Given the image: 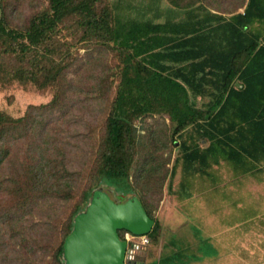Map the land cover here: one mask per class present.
Listing matches in <instances>:
<instances>
[{"label":"trees","instance_id":"trees-1","mask_svg":"<svg viewBox=\"0 0 264 264\" xmlns=\"http://www.w3.org/2000/svg\"><path fill=\"white\" fill-rule=\"evenodd\" d=\"M47 1L27 15L18 9L27 0H2L0 11V84L54 92L22 117L0 111V264H64V241L92 190L104 179L133 187L140 118L163 115L175 125L171 179L180 167L183 188L198 177L214 181L211 171L222 164L237 175L263 171L264 0L216 17L214 27L199 18L155 24L121 14L108 0ZM169 2L184 9L183 0ZM61 29L81 32L78 42L99 52L76 80L70 73L80 58L57 37ZM106 52L116 67L98 61ZM89 100L103 105L104 119L98 139L79 119L86 132L75 127L71 139L94 148L83 164L88 170H73L64 108ZM147 162L145 190L163 169L153 155ZM143 205L157 242L161 226Z\"/></svg>","mask_w":264,"mask_h":264},{"label":"rangeland","instance_id":"rangeland-1","mask_svg":"<svg viewBox=\"0 0 264 264\" xmlns=\"http://www.w3.org/2000/svg\"><path fill=\"white\" fill-rule=\"evenodd\" d=\"M10 3L13 0H9ZM20 3L18 9L27 15L48 7V1L27 0ZM201 0H183L184 8L190 3L198 5ZM215 7L219 3L224 10H238L239 0H204ZM116 11L136 19L164 20L172 5L169 0H108ZM0 0V11H2ZM160 10V12H158ZM176 18H183L184 11H175ZM161 15V16H160ZM172 15V13H171ZM61 29L57 37L72 45L75 54L80 58L70 73L76 80L78 74L86 67L90 58H96V49L84 47L78 42L81 32ZM92 56V57H91ZM112 67L117 60L111 53H103L101 60ZM115 93L117 78H112ZM93 85V84H91ZM54 96L51 89L40 90L35 86L23 87L17 83L2 86L0 84V111L7 112L15 118L25 115L32 105L49 103ZM70 103L64 110L67 112L64 136L72 143L68 145L70 169L88 170L83 167L87 153L94 147L85 145L76 137L71 139L75 127L81 132L86 128L80 118L89 122L94 130V139L100 136L103 121V105L99 101L89 100L85 103ZM69 125V126H68ZM138 131L139 147L133 175L129 183L115 184L102 180L92 190L103 189L113 197L114 192L121 194L134 193L151 211L161 228L158 241L149 237L148 245L128 246L127 262L134 264H264V172L254 175H237L232 167L222 164L211 171L210 177H198L193 180L191 189L181 186L182 171L171 179V170L179 149L172 142L175 125L168 116H146L135 121ZM157 138L160 142L155 141ZM157 142V143H156ZM168 142L164 145L163 143ZM92 143V142H90ZM156 144L160 150L155 152ZM74 145V146H72ZM89 149V150H88ZM154 156L155 165L163 167L151 185L145 190L143 179L147 162ZM166 176V177H165ZM91 195V194H90ZM89 200V199H88ZM88 201L81 211L87 207ZM123 238V237H122ZM129 263V262H128Z\"/></svg>","mask_w":264,"mask_h":264},{"label":"water","instance_id":"water-1","mask_svg":"<svg viewBox=\"0 0 264 264\" xmlns=\"http://www.w3.org/2000/svg\"><path fill=\"white\" fill-rule=\"evenodd\" d=\"M154 225L134 193L114 192L112 197L103 189L95 190L73 219L63 245L64 264H128V243L119 231L146 236Z\"/></svg>","mask_w":264,"mask_h":264},{"label":"crops","instance_id":"crops-1","mask_svg":"<svg viewBox=\"0 0 264 264\" xmlns=\"http://www.w3.org/2000/svg\"><path fill=\"white\" fill-rule=\"evenodd\" d=\"M211 1H217V0H211ZM239 2H240L239 3L240 6H239L238 10H231V11H236L237 13L245 11L247 3H248V0H239ZM214 4L216 6L215 7H211L208 4H206L204 2V0H201V2L198 5H196V6H188V7L184 8V9H177V8H174L172 6L171 9L166 10L167 13L168 12L169 13H168V16L164 20H159V19L158 20L150 19V20L153 21L155 24H161L162 25V24H165V23H168V22H179L181 20L187 22L189 19L195 20V19L199 18L203 22L207 21V22H205L206 25L214 27V26H217V24L219 23L216 20V17H219V16L230 17L231 15H233V14H230V13L228 14L229 10H224L220 6L219 3H215L214 2ZM181 10L184 11V16H183V18H179L178 19V18L175 17L177 14H175L174 12L175 11H181ZM158 12H160V10ZM171 13H172V15H171ZM208 19H210V20L208 21ZM261 168L263 169L262 172H264V167H261ZM247 175H254V174H247ZM239 176H244V175H239Z\"/></svg>","mask_w":264,"mask_h":264},{"label":"built area","instance_id":"built-area-1","mask_svg":"<svg viewBox=\"0 0 264 264\" xmlns=\"http://www.w3.org/2000/svg\"><path fill=\"white\" fill-rule=\"evenodd\" d=\"M123 239L128 243V246L131 244L133 247H138L139 245H148L149 236H137L130 232H125Z\"/></svg>","mask_w":264,"mask_h":264}]
</instances>
